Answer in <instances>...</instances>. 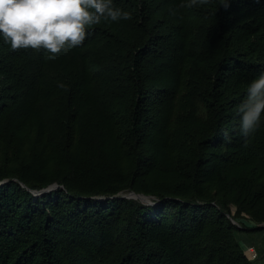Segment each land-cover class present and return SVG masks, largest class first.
<instances>
[{
    "label": "trees",
    "instance_id": "16d2710c",
    "mask_svg": "<svg viewBox=\"0 0 264 264\" xmlns=\"http://www.w3.org/2000/svg\"><path fill=\"white\" fill-rule=\"evenodd\" d=\"M115 4L54 59L0 38V264H255L264 123L244 137L238 107L264 0Z\"/></svg>",
    "mask_w": 264,
    "mask_h": 264
},
{
    "label": "clouds",
    "instance_id": "9594fccd",
    "mask_svg": "<svg viewBox=\"0 0 264 264\" xmlns=\"http://www.w3.org/2000/svg\"><path fill=\"white\" fill-rule=\"evenodd\" d=\"M200 0H181L191 7ZM227 8L231 0H222ZM131 12L115 0H0V38L12 49H44L48 58L83 44L90 26L129 19ZM239 132L244 137L264 123V72L247 87L246 99L238 107ZM225 138L231 136L225 132Z\"/></svg>",
    "mask_w": 264,
    "mask_h": 264
},
{
    "label": "rangeland",
    "instance_id": "374dc122",
    "mask_svg": "<svg viewBox=\"0 0 264 264\" xmlns=\"http://www.w3.org/2000/svg\"><path fill=\"white\" fill-rule=\"evenodd\" d=\"M236 237L247 255H250L249 247L251 245L256 248L261 257L255 261V264L264 263V231H237Z\"/></svg>",
    "mask_w": 264,
    "mask_h": 264
},
{
    "label": "water",
    "instance_id": "95a60500",
    "mask_svg": "<svg viewBox=\"0 0 264 264\" xmlns=\"http://www.w3.org/2000/svg\"><path fill=\"white\" fill-rule=\"evenodd\" d=\"M23 186H26L25 184H23ZM59 187V184L58 183H55L54 185H52L51 187L47 188V189H44L42 191H33V193L36 195V196H39L41 195L42 193L44 192H47V191H52L54 189H57ZM122 197H126V198H130V199H139L141 200L142 202L146 203V204H154V199H155V196H152V195H146L144 193H137L135 191H132V192H129V193H125V194H122L121 195ZM233 222L235 224H238V222L236 220H233ZM239 227H242L240 224H238ZM262 227H264V224L262 225Z\"/></svg>",
    "mask_w": 264,
    "mask_h": 264
},
{
    "label": "built area",
    "instance_id": "2783aa9c",
    "mask_svg": "<svg viewBox=\"0 0 264 264\" xmlns=\"http://www.w3.org/2000/svg\"><path fill=\"white\" fill-rule=\"evenodd\" d=\"M249 257L251 260H257L260 258V254L257 252L256 248L253 246V247H249Z\"/></svg>",
    "mask_w": 264,
    "mask_h": 264
},
{
    "label": "crops",
    "instance_id": "0c3cea01",
    "mask_svg": "<svg viewBox=\"0 0 264 264\" xmlns=\"http://www.w3.org/2000/svg\"><path fill=\"white\" fill-rule=\"evenodd\" d=\"M250 247H252V245H251ZM263 264H264V263H263Z\"/></svg>",
    "mask_w": 264,
    "mask_h": 264
}]
</instances>
